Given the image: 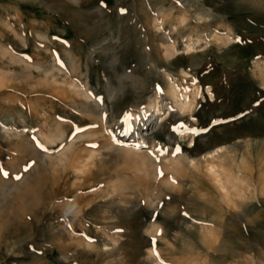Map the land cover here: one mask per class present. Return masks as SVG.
Returning a JSON list of instances; mask_svg holds the SVG:
<instances>
[{"label": "rangeland", "instance_id": "rangeland-1", "mask_svg": "<svg viewBox=\"0 0 264 264\" xmlns=\"http://www.w3.org/2000/svg\"><path fill=\"white\" fill-rule=\"evenodd\" d=\"M200 12L212 14L209 25ZM183 18L192 29L181 37L170 22ZM156 19L166 20L170 45ZM55 63L95 100L47 81ZM258 64L264 0H0V264H264ZM171 85L190 109L168 112ZM158 100L157 130L138 125L123 137L132 110L159 120ZM60 119L66 142L81 138L69 158L95 156L86 175L52 163L63 147L40 132ZM142 138L155 146L138 156ZM216 150L221 158L205 163ZM182 157L197 167L166 168ZM44 159L40 203L28 208L17 189Z\"/></svg>", "mask_w": 264, "mask_h": 264}, {"label": "bare ground", "instance_id": "bare-ground-1", "mask_svg": "<svg viewBox=\"0 0 264 264\" xmlns=\"http://www.w3.org/2000/svg\"><path fill=\"white\" fill-rule=\"evenodd\" d=\"M165 14H166L165 11H162L160 13V16L161 15H165ZM209 18H212V14L210 12L201 13V20L204 22L203 23L204 25H209L210 24V22L207 21ZM165 22H166V20L163 21V20H159V19L157 20L156 19L154 21L155 28L154 27L153 28L158 30L161 33V35L165 37V38L161 37L162 41L164 43H167V44L170 45L171 39H169V35H167V32H165V26H166ZM170 24H171L170 32H173V34H175V35L176 34L180 35L181 37H183V34H182L183 31H186L188 29H192V25L188 22V20L186 18L180 19L178 21V23H176L175 25L172 22H170ZM188 39H190V37H187V40ZM22 40H23V38H22ZM6 54H9V53H6ZM10 55H12V54H10ZM62 67H60V65L57 64V63L53 64L52 67H49L50 70H47L45 72L46 80L49 81V82L51 80V82L58 84V83H60L59 79H61V80L63 79L62 80V84L66 88L64 87L65 89H62V90H64L63 94L65 95V97L68 96V94H72L75 97L80 98V99L81 98L82 99L85 98L86 100H95V97L90 92V89L88 87H85L83 84H80V82L77 80V78H75V76H76V74H75L76 72L75 71H73L72 73L65 72V77L62 78L63 77L62 73H64V70H65ZM72 67L75 68V65L72 64ZM257 67H259L262 70V73H264V66L263 65H259L258 64ZM0 75H1V72H0ZM109 90H110L109 91V98H113L114 92L111 90V88ZM168 94H169L168 96H170V99L168 100L169 102L167 101L168 103L165 105L167 110H169L168 112L172 111V105H174V107L180 108L181 112H184L185 110L190 109L192 107V105H193L188 100H186V101L179 100V96L177 95L176 89L173 87V85H171V88L169 89ZM58 95L61 96L60 94H58ZM71 100H73V99H71ZM96 103L99 104V106H101V104L98 101H96ZM162 103L158 100L156 109H157V116H158L159 120H157L156 122L153 121L151 116H148L149 115V111L148 110H132V111H130L125 116L123 122H121L122 125H120V127L124 128L123 137H125V138L129 137V127H136L138 125H140V126H143V125L152 126L151 131H153V130L156 131L158 126L161 124V122H163L162 110H163L164 106L162 105ZM74 104H75V108H78L79 104H77V102H75ZM83 104H84L85 107H89L90 106L89 105L90 103L88 101H85ZM150 108H152V105L150 106ZM86 112L89 114L88 111H86ZM89 115H91V114H89ZM62 120H64V121H62ZM62 120L59 121L58 123L56 122L57 125H56L55 128H51V129H48V130L46 129V131L44 130L43 132H40V136L45 140L47 145L48 144H55V143H60L62 145L63 148H62L61 152H59L60 154L52 160V163L55 164L56 167H65V166L69 165L70 167H72L73 171H77L80 174L79 176L86 175L87 172L90 171V168L92 167V165L94 163L96 164V162H94V157L95 156L92 153V154L89 155L88 159H82V158H79V157H75L76 155L74 156L75 158H69L71 152L73 151V149L76 148V145L78 143L76 141L81 139V138H79L77 136L75 138L74 142H71V143L66 142L67 141V135L63 131L62 128L64 127V124L67 123V122H66L65 119H62ZM45 124H47V122ZM0 133H3L2 130H0ZM17 133L18 132L12 133V134L7 133L6 135L8 137H10V138L11 137L17 138V137H19V136H17ZM109 140H110V138H109ZM113 146L114 145L112 144V138H111V140L107 144H105V149L106 148L107 149H111V147H113ZM126 146H128V145H124V147H126ZM154 146H155V142L154 141L149 142L145 138H142L141 141L138 142L136 145H132V149H133V151L136 152V154L138 156H142L143 153H145V152H149L150 153L151 150L154 148ZM222 152L223 151L216 150V151H212V152L208 153L206 155V157H204V162L207 163V164H210V163L212 164L214 161L219 160L221 158ZM44 158H46V157H44ZM45 162L46 161L44 159L39 167H37V166L34 167L25 176V179H24L25 184H24V186L21 187L20 189H17V192L21 195L22 199L24 200V202L26 203L28 208H32L33 209L34 207H36L40 203V200L38 199V196H39V192L41 191V187H42V184H43V181H44V176L46 175V173L44 171L45 170V165H44ZM165 166H166V168L168 170H170L172 172L173 171H177L178 172V171L183 170L184 168H186L188 166H189L190 169L191 168L195 169L197 167V162H195L194 160L188 161L186 159V157L185 158L182 157V158H179L178 160H176V159L168 160L167 163H165ZM209 172H212L214 175H216L215 174L216 173L215 172V168H214L213 165L210 166V171ZM215 177L217 178V176H215ZM220 187L223 188V190L225 189V187L223 185L222 186L220 185ZM116 189H118L117 191L120 192V196H124V192L123 191L125 190V188H124V186L122 184L121 185L118 184ZM124 200H122L120 203H122V204L125 203ZM113 202H115V201L113 200Z\"/></svg>", "mask_w": 264, "mask_h": 264}, {"label": "snow or ice", "instance_id": "snow-or-ice-1", "mask_svg": "<svg viewBox=\"0 0 264 264\" xmlns=\"http://www.w3.org/2000/svg\"><path fill=\"white\" fill-rule=\"evenodd\" d=\"M192 131H195L194 129ZM39 146V145H38ZM176 151L178 152L179 149L177 148ZM35 162L32 161V162H29L26 166H25V171H27L28 168H30ZM5 175V178H7V173L4 174ZM14 179L16 180H20L21 179V176L20 175H17L14 177ZM118 231H122V230H118Z\"/></svg>", "mask_w": 264, "mask_h": 264}]
</instances>
